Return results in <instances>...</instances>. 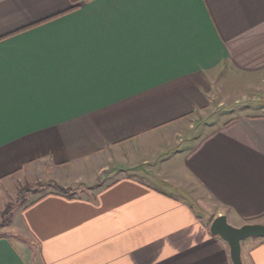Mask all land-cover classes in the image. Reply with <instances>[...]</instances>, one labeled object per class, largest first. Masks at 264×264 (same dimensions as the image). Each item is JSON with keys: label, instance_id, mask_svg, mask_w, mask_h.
Returning a JSON list of instances; mask_svg holds the SVG:
<instances>
[{"label": "crops", "instance_id": "0c3cea01", "mask_svg": "<svg viewBox=\"0 0 264 264\" xmlns=\"http://www.w3.org/2000/svg\"><path fill=\"white\" fill-rule=\"evenodd\" d=\"M252 88L264 0H0V188L115 169L90 194L32 198L16 228L31 240L0 236V264H233L210 224L264 223V113L202 120ZM242 257L264 264V237Z\"/></svg>", "mask_w": 264, "mask_h": 264}, {"label": "rangeland", "instance_id": "374dc122", "mask_svg": "<svg viewBox=\"0 0 264 264\" xmlns=\"http://www.w3.org/2000/svg\"><path fill=\"white\" fill-rule=\"evenodd\" d=\"M239 81H241L240 83L242 84L243 82H248L249 79L246 77H241ZM251 90L255 91L254 93H251L252 96L241 92L239 94V97L241 99H239L237 101V104H235L234 106L226 105V103L224 102L220 103V100L218 101V99L214 100L216 105L214 107H211L209 111L211 113V116L213 117L208 118V116H206L207 119L202 120V122L211 121L210 123H212L211 125H213L220 120L230 118L231 116L236 115L237 113H240L242 111L264 113V91H257L254 88H252ZM238 91L239 89H237V95L239 93ZM241 91L243 90L241 89ZM249 105L253 106V108H248ZM199 122L195 123L196 128L199 126ZM167 160L170 161L166 164L169 169L168 172L170 174H177V163H175L174 159H171V157H169ZM91 174L92 173H89L90 176ZM113 175L114 174H112V176ZM102 176L103 172L97 174L94 181L73 182V184H65L58 181L56 182V179L60 177L64 178L66 176L63 175L59 177V175H57L55 171L49 172V170H47V172H44V170L43 172L36 170L33 174H29L28 176H24L21 174H14L10 176V178L5 180L4 184L2 183L3 186L2 188H0V236H17L20 237L22 241H30L31 239L28 238V236H25L20 231H17L16 228L22 221L21 210H23L31 202L32 198L39 195L51 193L53 191H57V193H60V191H58L57 189V184H60L63 187H69L71 189L69 195L90 194V190L92 188L96 187L97 185H102V183L105 184L112 177H107L104 181H101ZM62 178L58 180L60 181L62 180ZM156 183L168 191H174V189L172 190L171 187L165 186V184H163L162 182L160 183L159 181H157ZM195 186L197 192L195 193V199L193 198V200H195L194 203L196 207L201 210V212L209 211L212 208V202L205 195V191L200 187V185ZM7 204H11L10 211H7L6 209ZM9 214H12V217L8 216ZM204 218L207 220V216H205ZM24 219L25 218L23 217V220Z\"/></svg>", "mask_w": 264, "mask_h": 264}, {"label": "water", "instance_id": "95a60500", "mask_svg": "<svg viewBox=\"0 0 264 264\" xmlns=\"http://www.w3.org/2000/svg\"><path fill=\"white\" fill-rule=\"evenodd\" d=\"M113 170L115 169L103 171L101 181H104ZM210 231L228 243L233 264H245L242 257V241L249 237H264V223H246L236 226L229 222L227 214L221 213L212 220Z\"/></svg>", "mask_w": 264, "mask_h": 264}, {"label": "trees", "instance_id": "16d2710c", "mask_svg": "<svg viewBox=\"0 0 264 264\" xmlns=\"http://www.w3.org/2000/svg\"><path fill=\"white\" fill-rule=\"evenodd\" d=\"M57 189H58V191H60V193H63L64 195H69V193L71 191V189L69 187H63L60 184H57ZM10 205L7 204V206H6L7 211H10L11 210L10 209V207H11ZM8 216H11L12 217V214H9Z\"/></svg>", "mask_w": 264, "mask_h": 264}]
</instances>
